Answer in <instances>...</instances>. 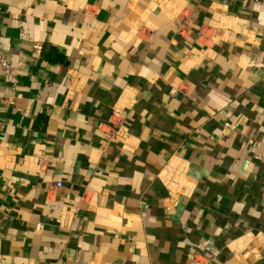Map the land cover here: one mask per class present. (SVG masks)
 <instances>
[{"label":"crops","instance_id":"1","mask_svg":"<svg viewBox=\"0 0 264 264\" xmlns=\"http://www.w3.org/2000/svg\"><path fill=\"white\" fill-rule=\"evenodd\" d=\"M0 48V264H264V0H0Z\"/></svg>","mask_w":264,"mask_h":264},{"label":"built area","instance_id":"2","mask_svg":"<svg viewBox=\"0 0 264 264\" xmlns=\"http://www.w3.org/2000/svg\"><path fill=\"white\" fill-rule=\"evenodd\" d=\"M198 37L202 36V33L200 30L197 32ZM21 64L14 65L12 62V58L9 54H6L3 52V50L0 48V69L3 72V77L5 82L14 84L16 79V70ZM225 128H228L230 130L233 129V126H230L229 124H224ZM249 144H255L256 146H259L260 144L257 142H254L253 140L248 141ZM57 186H60V183L57 184Z\"/></svg>","mask_w":264,"mask_h":264}]
</instances>
